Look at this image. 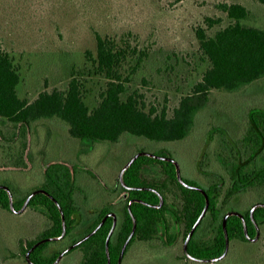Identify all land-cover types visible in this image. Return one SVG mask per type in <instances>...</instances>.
Instances as JSON below:
<instances>
[{"label": "rangeland", "instance_id": "374dc122", "mask_svg": "<svg viewBox=\"0 0 264 264\" xmlns=\"http://www.w3.org/2000/svg\"><path fill=\"white\" fill-rule=\"evenodd\" d=\"M219 2L244 4L250 15L243 23L264 28V5L257 0H0V45L14 56L21 70V97L33 100L44 90H67L71 78L77 75L83 78L85 99L93 107L105 86L86 56L88 51L96 53L97 34L129 44L138 53L131 60L137 68L127 93L139 90L149 106L162 109L167 105L171 115L180 97L191 91L209 66L200 49L198 29L205 27L208 35H214L231 22L216 7ZM209 16L222 18L221 24L208 28L205 22ZM254 107L264 108V78L240 91H212L209 105L197 113L190 134L181 140L156 141L126 132L117 142L86 145L70 134L63 120L42 119L34 124L30 135L25 167L15 165L17 145L10 148L8 142L0 140V185L9 187L18 202L43 185L48 164L76 165L77 185L82 186L76 197L84 224L92 221L89 208H101L114 200L111 189L118 184L123 168L140 152L173 158L183 179L204 189L212 174L201 167L217 169L213 155L219 148L221 131L240 136ZM0 128L11 136V123L0 118ZM260 201H264V188L241 194L228 209L243 214ZM119 206L113 208L116 213ZM16 210L20 211L0 205V264H32L22 248L27 241L41 237L51 224L43 206L28 203ZM120 219L117 214V222ZM261 228L260 253L256 255H261L258 260L261 258L260 264H264V225ZM84 232L80 229L76 236ZM204 232L201 230V234ZM169 234L172 241L164 237L135 242L122 264H183V231L173 225ZM72 240L50 241L42 264L69 248ZM244 248L254 247L233 242L229 255L209 264H243ZM81 258V249H75L57 264H79Z\"/></svg>", "mask_w": 264, "mask_h": 264}, {"label": "trees", "instance_id": "16d2710c", "mask_svg": "<svg viewBox=\"0 0 264 264\" xmlns=\"http://www.w3.org/2000/svg\"><path fill=\"white\" fill-rule=\"evenodd\" d=\"M257 1L264 5V0ZM216 7L231 22L214 35H208L205 27L198 29L200 49L209 66L191 91L180 97L171 115L167 105L162 109L149 106L145 95L139 90L127 93L128 83L137 68L136 65L132 66L131 60L138 53L137 48L129 44H120L113 38L97 34L96 53L88 51L86 56L93 72L105 80V86L93 107L85 99L84 80L77 75L71 78L67 90H44L33 100L21 97V70L14 56L0 45V118L13 127L11 136L0 128V140L8 142L10 148L17 145L15 165L25 167L27 164L25 156L29 151L30 135L39 120H63L69 125L70 134L86 145L97 141L117 142L126 132L156 141L181 140L190 134L197 113L209 105L212 91L236 92L264 78V28L243 23L250 15V10L244 4L219 2ZM221 22L222 18L209 16L205 23L208 28H213ZM221 132L219 148L213 155V164L217 169L209 171L201 167L212 174L204 191L182 184L174 162L160 155H141L125 170L123 181L119 179L116 187L111 189L115 194L114 200L101 208L88 209L92 216L90 224H84V214L76 197L82 187L77 185V166L61 162L48 164L45 182L36 189L45 192L34 194L29 205L43 206L51 224L44 229L41 237L24 244L23 254L27 258L28 251L40 240L62 235L64 220L66 233L60 239L70 237L73 239L71 244H74L92 232L107 216L96 233L66 254L81 249L79 264H109L107 238L115 221L110 213L114 212L121 215V219L109 244L110 264H119L123 246L134 229L135 218L136 230L123 259L137 241L150 242L164 237L165 241H172L169 231L173 225L183 231L185 242L206 209L208 196L209 207L189 241L188 252L198 258L218 257L225 250L228 233L230 249L236 241L254 247L244 248L243 264H260L261 258L258 260V257L261 255L256 254L260 253L262 237L257 241L248 238L243 218L236 213L228 217L226 233L224 218L229 212H236L228 209L233 199L245 192L264 188V164L261 163L264 160V108L249 110L248 126L240 136ZM185 181L198 186L193 181ZM32 193H27L18 202L14 201L15 209H21ZM125 194L126 198L115 202ZM116 204H120L117 213L113 209ZM0 205L12 211L10 194L5 188H0ZM252 208L243 215L250 237H255V221L260 229L264 225V206H257L253 214ZM80 229L85 232L76 236ZM201 230L206 232L201 234ZM49 242L45 241L31 251L33 263H43ZM62 251L53 255L48 264H53ZM230 253L231 250L227 255ZM183 259V264L210 263L191 259L185 249Z\"/></svg>", "mask_w": 264, "mask_h": 264}, {"label": "water", "instance_id": "95a60500", "mask_svg": "<svg viewBox=\"0 0 264 264\" xmlns=\"http://www.w3.org/2000/svg\"><path fill=\"white\" fill-rule=\"evenodd\" d=\"M141 155H153V154H150V153H148V152H140V153L137 154L134 158H132V159L129 161V163L123 168V170H122V172H121V175H120V179H121V181H123V175H124L125 170H126V169H127L132 163H133V161H134L135 159H137V158H138L139 156H141ZM160 157H161V158H164V159H166V160L172 161V162H174V163L176 164V166H177V170H178V178H179V180L181 181L182 184H184L185 186L190 187V188H195V189H199V190L204 191L203 188L198 187V186L191 185V184L187 183V182L183 179V177H182V175H181V171H180V169H179V165H178V163L176 162V160H174L173 158H170V157H162V156H160ZM0 188H5V189L8 190V192H9V194H10V198H11V208H12V210H14V211H16V212H19L20 210H16V209H15V206H14V197H13V194H12L10 188L7 187V186H4V185H0ZM37 192H45V191H44L43 189H40V190H36V191H34V192L30 195V197L27 199V201H26L24 207L29 203L30 198H31L34 194H36ZM126 196H127V195L125 194V195H123L122 198H126ZM161 202H163V197H161ZM131 203H132V202H130V204H129V209H130V211H131ZM260 205L264 206V203H258V204H256V205L252 208V214H253V212H254V209H255L257 206H260ZM157 206H160V205H157ZM208 207H209V198H208V196H207V205H206V209L204 210V212L202 213V215H201V216L199 217V219L197 220L196 224L194 225L193 229H192L191 232L189 233V235H188V237H187V239H186V241H185V244H184L185 252L187 253V255H188L191 259H194V260H196V261H201V262H216V261H220V260H222L223 258H225V257L227 256V254H228V252H229V250H230V239H229V236H228V233H227V229H226V227H227V219H228V217H229L230 215H232V214H234V213H236L237 215H239V216H241V217L243 218V221H244V224H245V232H246V235L248 236V238H250L252 241H257V240L260 238L261 230H260V227H259V225H258V223H257L256 221H255V225H256V227H257V234H256L255 237H250V235H249V231H248V227H247V224H246V220H245V218H244V215H243L242 213H240V212H229V213L225 216V218H224V227H225V230H226V233H227V242H226V247H225L224 252H223L220 256H218V257H214V258H198V257H195V256L191 255V254L188 252V244H189V241H190L191 237L193 236V234H194V232H195L197 226L199 225V223H200L201 220L203 219L204 215L206 214V211H207ZM131 212H132V211H131ZM110 214L114 216L115 221H114L113 228H112V230H111V232H110V234H109V236H108V238H107V254H108V257H109V264H110V247H109V244H110V240H111L112 234H113V232H114V230H115V228H116V225H117V215H116L114 212H112V213H110ZM106 218H107V216L101 221V223H100V224H99V225H98V226H97L92 232H90L88 235H86L85 237H83L81 240L77 241L76 243L72 244L69 248H67L66 250H64V251L59 255L58 259H57L53 264H57V263H58V262L64 257V255L66 254V252L70 251L71 249H73L74 247H76L78 244H80L81 242H83L84 240H86L87 238H89L90 236H92L94 233H96V231L102 226V224L104 223V221L106 220ZM134 220H135L134 229H133V231H132V234L130 235V237L128 238V240L126 241V243H125L124 246H123V249H122V252H121V256H120V259H119V264H122V260H123L124 252H125V250H126V248H127V245H128V243H129V241L131 240V238H132V236H133V234H134V232H135V230H136V218H135ZM65 233H66V226H65V220H64V232H63V234L60 235V236H58V237H49V238H45V239L39 241L37 244H35V246H33V248H32L31 250L28 251V253H27V260H28L29 262H31L32 264H35V263H33V262L31 261V259H30V253H31V251H32L35 247H37L38 245H40L41 243H43V242H45V241L57 240V239L62 238L63 235H64Z\"/></svg>", "mask_w": 264, "mask_h": 264}]
</instances>
